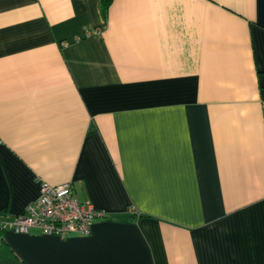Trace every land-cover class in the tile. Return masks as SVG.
I'll use <instances>...</instances> for the list:
<instances>
[{
  "label": "crops",
  "instance_id": "0c3cea01",
  "mask_svg": "<svg viewBox=\"0 0 264 264\" xmlns=\"http://www.w3.org/2000/svg\"><path fill=\"white\" fill-rule=\"evenodd\" d=\"M0 264H264V0H0Z\"/></svg>",
  "mask_w": 264,
  "mask_h": 264
},
{
  "label": "built area",
  "instance_id": "2783aa9c",
  "mask_svg": "<svg viewBox=\"0 0 264 264\" xmlns=\"http://www.w3.org/2000/svg\"><path fill=\"white\" fill-rule=\"evenodd\" d=\"M104 214L89 199L80 201L70 181H41L39 195L25 205L24 213L5 218L1 226L20 233L35 228L43 234L64 237L89 233L94 220Z\"/></svg>",
  "mask_w": 264,
  "mask_h": 264
},
{
  "label": "trees",
  "instance_id": "16d2710c",
  "mask_svg": "<svg viewBox=\"0 0 264 264\" xmlns=\"http://www.w3.org/2000/svg\"><path fill=\"white\" fill-rule=\"evenodd\" d=\"M110 0H102L103 7H105ZM2 218V217H1Z\"/></svg>",
  "mask_w": 264,
  "mask_h": 264
}]
</instances>
